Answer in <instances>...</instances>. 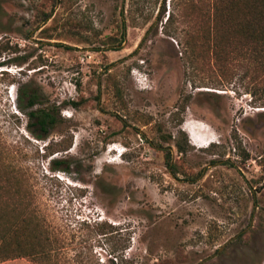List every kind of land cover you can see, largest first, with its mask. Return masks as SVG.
<instances>
[{"label": "rangeland", "instance_id": "374dc122", "mask_svg": "<svg viewBox=\"0 0 264 264\" xmlns=\"http://www.w3.org/2000/svg\"><path fill=\"white\" fill-rule=\"evenodd\" d=\"M191 11L182 0H0V177L14 179L0 194L31 203L50 264H264V107L241 56L221 74L182 54ZM27 82L59 111L44 139L17 107Z\"/></svg>", "mask_w": 264, "mask_h": 264}, {"label": "trees", "instance_id": "16d2710c", "mask_svg": "<svg viewBox=\"0 0 264 264\" xmlns=\"http://www.w3.org/2000/svg\"><path fill=\"white\" fill-rule=\"evenodd\" d=\"M182 1L190 9L188 14L193 10V20L197 23L187 39L177 42L183 49L182 54L191 62L214 63L221 74L228 70L224 64L232 56H241V80H248L246 92L259 107H264V0ZM174 16L169 14L167 21ZM17 107L40 130L41 134L35 135L38 139L46 138L58 122V109L47 104L40 88L30 82L18 87ZM172 142L178 153L186 151L179 138ZM169 159L168 155L167 165H170ZM54 163L57 170L69 171L64 161ZM12 180L13 177H0V190L10 187L6 184ZM19 193L15 190L0 194V260L25 255L40 264H50L53 256L50 235L31 209V203ZM98 230L102 232L105 227L101 225ZM111 264L115 263L111 261Z\"/></svg>", "mask_w": 264, "mask_h": 264}]
</instances>
